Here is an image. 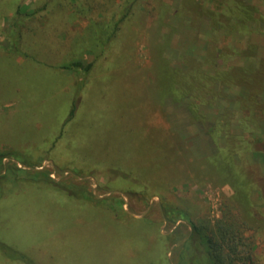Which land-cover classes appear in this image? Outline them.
Instances as JSON below:
<instances>
[{"label": "rangeland", "instance_id": "374dc122", "mask_svg": "<svg viewBox=\"0 0 264 264\" xmlns=\"http://www.w3.org/2000/svg\"><path fill=\"white\" fill-rule=\"evenodd\" d=\"M80 58L88 73L60 68ZM188 68L207 87L175 100ZM262 68L264 0H0V152L19 160L0 176V264H178L192 228L161 203L234 224L264 264V142L238 138L246 95L223 81Z\"/></svg>", "mask_w": 264, "mask_h": 264}, {"label": "trees", "instance_id": "16d2710c", "mask_svg": "<svg viewBox=\"0 0 264 264\" xmlns=\"http://www.w3.org/2000/svg\"><path fill=\"white\" fill-rule=\"evenodd\" d=\"M125 19V17L122 18L115 27L117 28V25ZM109 40L110 39H108L107 41ZM93 66L94 61L86 62L84 59L80 58L72 62L65 63L60 68L70 72L81 71L84 73H88ZM188 69L189 70L185 74L191 79V81L189 80L188 84H186L184 81H186L187 79H184L182 85L180 86L181 90H176V84L174 83L180 79L177 72L179 70H175L173 72L172 76L174 78V81L171 82L172 86L168 89V92L171 93L175 100H177V98L179 100L180 98L178 91L191 92L195 90V87H207V81L205 83V81H203V79L199 77L194 68ZM203 76H205V73ZM214 78H219V76H205V79H208L210 81L214 80ZM249 78H252V80H249ZM201 81L204 83V85L201 84ZM223 81L235 82L236 85L242 87V90L246 95L245 102L248 104V113H246L245 116L238 118L235 122L236 127L242 130V134H240L238 138L243 137V135L247 132L246 130L249 129L248 132L250 133L251 138H253L254 142L259 144L263 143L264 101H261L259 98L263 97L264 94V68H262L261 70H257L254 73H252V71H245L244 73L231 72L227 78H223ZM229 82H227L226 85H229ZM205 92L208 94L213 93L212 91L210 92L207 89L205 90ZM211 95L215 97L216 94ZM76 110V105H74L69 112L66 122L73 119ZM194 118L198 119V114L194 115ZM7 158L16 159L19 162L16 153L0 152V176L7 175L9 171V167L4 161ZM28 168L32 167L28 166ZM20 170L25 171L31 178L37 177L38 180L42 182L50 184L57 189L66 191L70 197H84L96 204H104V202L106 204V201L108 200L107 198L101 200L95 198L93 193L84 186L80 187L68 183L56 182L53 178L50 177V173L48 172H32L31 170H23L19 168L15 163L11 165V171L15 176L16 174L18 175ZM161 209L163 217L166 219V221L176 223L180 220H187L189 221V226L192 228L190 236L181 245L182 250L180 252V260L178 264H255L250 255H240L241 253L239 252V246L241 244L239 243V240L241 237L239 236L238 232L235 231L234 224L225 223V227L220 226L219 224H217L216 226L208 227L207 225H199L190 221L191 218L186 211L180 210L172 204L161 203ZM236 239L237 241H235Z\"/></svg>", "mask_w": 264, "mask_h": 264}]
</instances>
